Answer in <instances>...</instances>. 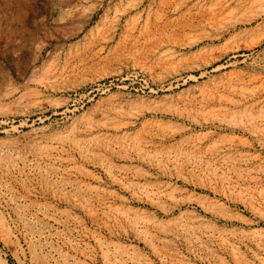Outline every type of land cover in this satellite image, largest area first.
Wrapping results in <instances>:
<instances>
[{"label": "rangeland", "instance_id": "374dc122", "mask_svg": "<svg viewBox=\"0 0 264 264\" xmlns=\"http://www.w3.org/2000/svg\"><path fill=\"white\" fill-rule=\"evenodd\" d=\"M0 264H264V0H0Z\"/></svg>", "mask_w": 264, "mask_h": 264}]
</instances>
